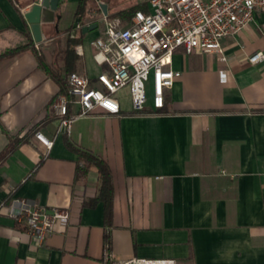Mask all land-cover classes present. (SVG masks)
<instances>
[{"label":"crops","instance_id":"0c3cea01","mask_svg":"<svg viewBox=\"0 0 264 264\" xmlns=\"http://www.w3.org/2000/svg\"><path fill=\"white\" fill-rule=\"evenodd\" d=\"M35 1L0 0V52L24 43L25 33L31 38L22 14ZM100 1L106 13L128 7L110 9L109 0ZM76 2L61 0L58 30L40 23L41 39L31 41L44 62L57 67L64 41L58 47L54 40L80 35L70 46L81 51L73 50V71L94 78L105 70L94 63L89 45L102 33V14L86 0L78 27L71 28ZM135 3L147 8L146 0ZM92 23L80 34L79 26ZM263 31L264 9H257L237 34L221 40L225 63L212 52L175 50L170 67L180 74L164 91L163 111L148 105L147 113L133 114L124 99L119 114L94 109L74 120L68 135L57 128L49 105L57 85L32 53L0 58V153L7 135L25 137L0 161V202L22 198L69 214L66 228L35 249L0 217V264H100L104 233L114 261L264 264V59L247 62L255 50L264 54ZM34 131L51 141L48 151ZM65 141L107 165L109 226L100 203L82 205L96 195L99 181L93 167L74 179L81 163Z\"/></svg>","mask_w":264,"mask_h":264},{"label":"built area","instance_id":"2783aa9c","mask_svg":"<svg viewBox=\"0 0 264 264\" xmlns=\"http://www.w3.org/2000/svg\"><path fill=\"white\" fill-rule=\"evenodd\" d=\"M145 10L137 9L127 20L101 15L102 33L90 40L95 64L105 70L94 78L70 71L65 75L66 93L51 101L57 128L68 135L71 123L94 109L117 115L120 103L127 100L132 112L156 111L163 106L164 91L180 72L172 70L175 50L184 53L212 52L225 63L221 40L237 34L264 9V0H146ZM264 38V31L262 33ZM80 53V45L73 46ZM264 59L261 50L247 56L253 64ZM223 78V76H220ZM123 94L121 95V93ZM37 142L48 151L51 141L34 131ZM0 217L11 222L12 231L29 248L40 247L46 237L68 225L65 209L46 208L22 198L0 202ZM100 264H188L171 259L130 258L114 261L102 250Z\"/></svg>","mask_w":264,"mask_h":264},{"label":"trees","instance_id":"16d2710c","mask_svg":"<svg viewBox=\"0 0 264 264\" xmlns=\"http://www.w3.org/2000/svg\"><path fill=\"white\" fill-rule=\"evenodd\" d=\"M11 1V0H10ZM86 0H77L74 17L82 16L85 8ZM142 9V3H135L128 7H124L116 10L113 13H106L105 17L107 18H119L121 20H127L135 10ZM26 37V41L22 44L7 48L0 52V58L12 56L20 51H29L34 56L37 66L56 83L57 92L53 95L52 99L58 93H66V84H65V75L70 71L74 70L76 55L71 49V45L77 43L80 40V35L77 37L71 36L68 34L64 40V46L61 51V65L53 66L52 64H46L44 62L42 54L36 50L33 46V42L28 33L24 34ZM51 99V100H52ZM49 102V105L51 103ZM163 107V106H162ZM162 107L157 109L156 112H161ZM133 114H145L146 110H143L139 113L132 112ZM3 130V129H2ZM25 141V137L21 136H9L7 135V144L0 153V161L9 153H11L19 144ZM64 146L72 151L76 157L77 161L80 162V165L75 166L74 170V179L82 178L88 171V168L93 167L96 170L97 178L99 181V186L97 189L96 195L87 201L82 203L83 206L93 207L96 204L100 203L102 206V223L104 226H109L111 222L112 215V196H113V188H112V180L109 169L107 165L101 159L92 156L90 153L82 152L74 147H72L67 141L64 142ZM110 241L107 234H103L102 236V249L109 252Z\"/></svg>","mask_w":264,"mask_h":264},{"label":"water","instance_id":"95a60500","mask_svg":"<svg viewBox=\"0 0 264 264\" xmlns=\"http://www.w3.org/2000/svg\"><path fill=\"white\" fill-rule=\"evenodd\" d=\"M61 0H36L32 3L29 9L23 12V18L28 24L29 32L33 42L38 43L41 39L40 35V23H52L53 29L56 32L57 22L61 18V12L59 11V4ZM102 15H106V4L100 0H94ZM80 16L73 18L71 28L78 27ZM96 23L90 25L79 26L80 34H84L87 31L93 29Z\"/></svg>","mask_w":264,"mask_h":264},{"label":"rangeland","instance_id":"374dc122","mask_svg":"<svg viewBox=\"0 0 264 264\" xmlns=\"http://www.w3.org/2000/svg\"><path fill=\"white\" fill-rule=\"evenodd\" d=\"M135 1L136 0H109L110 9H116V8H121V7H124V6H129L132 3H134ZM65 36L66 35H63L62 37H58L57 39L54 40V41H56V44L57 43L59 44L58 47H62L63 46V41L65 40ZM85 36H87V35L85 34Z\"/></svg>","mask_w":264,"mask_h":264}]
</instances>
